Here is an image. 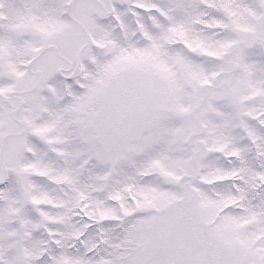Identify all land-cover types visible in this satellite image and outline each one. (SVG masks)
<instances>
[{"label": "snow or ice", "instance_id": "obj_1", "mask_svg": "<svg viewBox=\"0 0 264 264\" xmlns=\"http://www.w3.org/2000/svg\"><path fill=\"white\" fill-rule=\"evenodd\" d=\"M0 264H264V0H0Z\"/></svg>", "mask_w": 264, "mask_h": 264}]
</instances>
